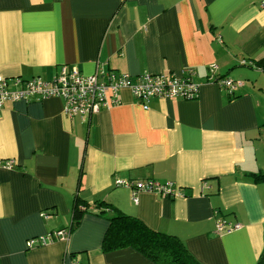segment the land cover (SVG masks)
<instances>
[{
  "label": "crops",
  "instance_id": "1",
  "mask_svg": "<svg viewBox=\"0 0 264 264\" xmlns=\"http://www.w3.org/2000/svg\"><path fill=\"white\" fill-rule=\"evenodd\" d=\"M262 59L264 0H0V80L9 92L71 70L135 80L192 69L197 86L192 99L153 97L146 109L122 88L107 109L70 118L60 98L6 100L0 264H155L133 249L102 250L104 204L177 237L199 264H256L264 72L252 66ZM211 66L242 86L228 94L208 80ZM119 181L171 183L178 195H133ZM76 207L85 213L73 226ZM218 222L238 228L217 234ZM46 235L51 242L27 247Z\"/></svg>",
  "mask_w": 264,
  "mask_h": 264
},
{
  "label": "built area",
  "instance_id": "2",
  "mask_svg": "<svg viewBox=\"0 0 264 264\" xmlns=\"http://www.w3.org/2000/svg\"><path fill=\"white\" fill-rule=\"evenodd\" d=\"M217 67L211 66L208 69V80L216 82L228 94H232L234 89L242 86L240 81H234L227 78H216L214 73ZM194 73L188 69L181 76L152 75L145 74L137 77L135 80L129 78L126 74L105 73L102 70L91 77L82 76L77 70H71L64 77L54 80L51 83L43 82L39 78L23 83L22 89L16 92H9L7 81L0 80V117L3 103L6 100L20 101L32 97L60 98L64 101L63 114L66 117L74 115H84L91 112H99L107 109L111 104L118 102V94L122 88L131 91L133 97L140 101L143 109L147 108L145 101L160 97L164 99L181 98L192 99L195 97L197 86L193 80ZM104 82L100 83L99 80ZM7 166H13L12 162H7ZM118 186L131 188L133 195L140 190L155 192L164 196H177L178 190L171 183L163 185L153 182L125 183L117 182ZM135 200V198H133ZM238 225H226L218 222L215 232L230 233ZM59 235V234H57ZM53 235L40 236L27 241V247H37L51 242Z\"/></svg>",
  "mask_w": 264,
  "mask_h": 264
},
{
  "label": "trees",
  "instance_id": "3",
  "mask_svg": "<svg viewBox=\"0 0 264 264\" xmlns=\"http://www.w3.org/2000/svg\"><path fill=\"white\" fill-rule=\"evenodd\" d=\"M252 67L264 72V59L255 61ZM254 179L264 184V173L255 175ZM104 205L105 211H110L105 217L109 227L102 240L104 252L129 248L155 264H199L177 237L150 230L137 218ZM84 213L85 210L74 209L73 226L80 223ZM256 264H264V246Z\"/></svg>",
  "mask_w": 264,
  "mask_h": 264
},
{
  "label": "rangeland",
  "instance_id": "4",
  "mask_svg": "<svg viewBox=\"0 0 264 264\" xmlns=\"http://www.w3.org/2000/svg\"><path fill=\"white\" fill-rule=\"evenodd\" d=\"M262 76L264 77V73L262 74ZM246 82V81H245ZM248 82V81H247ZM260 82H262V81H260ZM262 84H263V82H262ZM261 93H264V92H261Z\"/></svg>",
  "mask_w": 264,
  "mask_h": 264
}]
</instances>
